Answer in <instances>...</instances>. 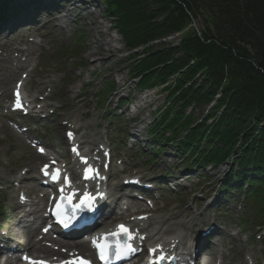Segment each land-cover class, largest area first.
<instances>
[{
	"label": "trees",
	"instance_id": "obj_1",
	"mask_svg": "<svg viewBox=\"0 0 264 264\" xmlns=\"http://www.w3.org/2000/svg\"><path fill=\"white\" fill-rule=\"evenodd\" d=\"M21 1L23 8L36 3L0 0V16L17 10ZM100 1L130 51L189 29L191 21L200 22L201 37L190 28L179 46L153 45L136 55L131 78L141 87L147 78L161 86L178 74L175 86L164 90L165 116L150 129L158 136L174 135L168 142L178 155L189 156L184 160L191 166L217 169L231 162L223 189L245 191L250 209L264 219V0ZM105 87L113 93L115 82ZM209 105L214 106L203 119L192 114ZM169 119L172 123L166 126ZM185 132L186 137L174 142Z\"/></svg>",
	"mask_w": 264,
	"mask_h": 264
},
{
	"label": "rangeland",
	"instance_id": "obj_2",
	"mask_svg": "<svg viewBox=\"0 0 264 264\" xmlns=\"http://www.w3.org/2000/svg\"><path fill=\"white\" fill-rule=\"evenodd\" d=\"M95 1L97 0H89L90 3ZM96 4H98V7L92 6L85 13H80L77 23L74 22L75 17H72L71 22L63 25L64 29L56 27L58 25L56 19L50 18L47 19V22H51L47 26L49 29L41 33H35L37 30L31 32L18 30L12 33L7 32L0 37V92L7 91V94L10 95L14 82L19 78V74L18 76L14 75V63L6 61L8 59L7 53L13 57L12 49L14 47L31 52L30 65L36 68L34 69L30 85L40 84L39 88L43 90V96L49 97L51 100L48 110H58V115L63 118L59 121L58 128L52 129L53 133L51 134L54 139H48L50 146L60 148V150L56 149L55 152L64 151L61 148V144L63 143L64 145L63 132L65 128H62L61 125L71 122L74 118L79 125H86L89 128L90 135H87L86 139L89 141L102 140L110 121L111 105L113 104L115 107L120 97L128 95L126 91L124 93L119 92L120 85L128 84L133 92L139 89L136 86L138 81L135 82V85L131 81L130 74L131 66L133 65L132 60L138 55L136 53L137 50L130 51L126 48L123 38L118 34L114 18L105 17L104 5L100 2ZM73 16H77V14L74 13ZM1 20L3 18L0 17ZM190 28L196 32L198 37H201L203 27L200 22L191 21ZM36 36H40L41 40L36 41L39 45H28L32 38ZM96 37L102 44H107L113 38L115 40L114 45L121 50L117 53L114 52V57H110L105 50L107 45H103V49H101L103 54L100 53V55L94 57L89 56V49H97V44L93 43ZM165 39L151 43L150 47L153 44L158 48H162L163 44L165 45L163 47L171 44L175 45L172 35ZM6 44L8 47L4 48ZM208 47H213V51L217 49L212 45H208ZM205 53L208 54L209 52ZM177 57H182L181 53H177ZM30 65L26 66L25 64V67ZM26 72L27 70H24L23 74ZM177 77L178 74L162 86L158 84V81L153 84V81L147 78L142 84L146 91H136V94L140 93L141 103H144V106L153 104L157 108L163 106L165 104L164 100L168 96V92L163 91V89L169 84L175 86L174 82ZM112 80L116 83L115 93L109 96L106 95L101 99L100 93L104 90L103 82ZM150 83L151 86H149ZM150 88L152 90L148 91ZM33 95L36 94L33 93ZM78 97L83 98L84 101L78 103ZM213 106L203 107L193 113V109H189L188 112L194 114L197 120H201L205 115L204 112H208ZM76 110H79L80 115L87 113L89 116L80 118V115H75ZM146 111L148 113V110ZM148 120L145 121L148 125H140V128L142 130L141 133L146 134L144 138L152 140L153 136H149L147 132V127L150 125ZM113 122L112 126L109 125L112 137L120 143L119 139L122 137L121 133L124 125H121L122 122L117 119ZM55 124L50 123L51 126ZM127 125L130 126V123H127ZM45 130L47 129L42 128L39 132L44 135ZM141 144L146 145L144 143ZM114 148L119 160L124 161L121 154L125 152L120 154L121 150L119 148L121 146L114 144ZM126 148L128 149V147ZM173 152L175 153V150ZM36 157L34 151L8 127V124L5 121H0V210H5L4 207L6 208V212L3 211V214H1L2 210L0 211L1 227L9 224V228L12 229L15 224L18 225V223H14L9 219L11 216L14 217L12 207L14 209L16 207L17 193L13 189L5 190V185H9V182H14L17 174H23V169L32 170L34 165L39 167L41 162H36L34 160ZM163 157L164 155L160 156L157 162H148L149 158L140 155L139 149H133L129 157H126L128 159L125 158L124 166L122 164L123 161L114 164L112 175L120 174L125 169L128 171L129 168L135 165L143 167L147 172H152L149 177L148 174L143 173L147 179L159 177L154 173L157 170L164 172L175 166L179 170L190 168L187 162H183L182 159H164ZM131 159L134 161H131ZM164 161H166L165 164H163ZM197 175L192 176L193 178L190 182L181 179L179 188H182V191L178 189L176 193H168L167 196L161 193L162 200L156 201L155 216L166 214L169 210L176 209L175 213L182 214L187 212V215H183V220L186 223L190 222L193 217H198L199 219L207 218L208 220L213 218L221 224L219 226L224 232V235L216 241L219 253L224 255V264H264V221H259L260 215H258L259 213L256 209L250 210L244 203L246 194L244 192H236L235 194L239 197L232 199L234 204L227 206L226 212H217L214 208L209 207L210 203L215 200V196H219L221 193H219L221 191L220 187L228 175L227 167L221 166L217 170L207 168L203 172L200 171ZM117 180H113V186L119 189L120 186ZM2 189L4 190L2 191ZM117 197L119 196L116 195L115 199ZM256 208H259V206H256ZM178 230L185 232L184 228ZM208 230L209 224L204 226V232ZM245 256H247L246 263L244 262ZM206 260L211 263L217 258L208 257Z\"/></svg>",
	"mask_w": 264,
	"mask_h": 264
},
{
	"label": "bare ground",
	"instance_id": "obj_3",
	"mask_svg": "<svg viewBox=\"0 0 264 264\" xmlns=\"http://www.w3.org/2000/svg\"><path fill=\"white\" fill-rule=\"evenodd\" d=\"M105 7V5H104ZM71 16L72 14H66V15H62L60 17H58L56 19V21H59L63 24H67L68 22H71ZM17 17V16H16ZM60 29H64L65 27H62L61 24L57 25ZM102 26V24H101ZM8 22L7 21H0V37H2L1 35H4L5 33L8 32ZM190 29H186L182 32H179L180 34L183 33H187ZM94 44H97V49H89V56H96V55H100V53L103 54V52H101V49H103V45H107V48L105 49L107 53H109L110 57H114V52L117 53L119 52L121 49L119 47H117L116 45H114L115 40L113 38L110 39V41L107 44H102L100 42V40L96 37L94 38L93 41ZM179 46V45H178ZM92 47V46H91ZM177 47V46H176ZM18 53H22V51H18ZM31 55H28L27 58H30ZM106 57V56H105ZM101 60V59H99ZM96 65V64H94ZM102 65V63H101ZM23 67H20L18 70H20ZM17 74V73H16ZM15 74V75H16ZM30 82L27 80L26 81V86L29 84ZM120 87H122V85H120ZM30 89V88H29ZM41 93V89H37V94ZM38 99V96H35L32 100V102H30V105L34 106L35 101ZM39 99H41L39 97ZM78 103H82L84 101L83 98H79L78 97ZM36 104V103H35ZM36 109V106L34 107ZM40 111H44V106L40 105L37 107ZM154 115L158 118V120L160 121L163 116V110L160 108H157L153 111ZM75 115H80L79 110H76ZM84 116V117H88L89 115L86 113L84 115H80V118ZM172 121L169 119L167 121V125L171 124ZM72 126H76L78 125L79 127H77V133L79 131H81L82 129L87 130V126L86 125H79L78 122L76 121H71ZM82 138V137H81ZM74 139V141L72 142L74 144L76 143H80L81 145H93L96 146L95 142H90L88 139ZM93 164L97 165V162L94 160L93 157ZM231 162H228L225 164V166L228 169V175H230V171L232 170V166H231ZM37 167L34 165L33 169L34 172H36ZM35 179V178H33ZM220 189L223 190L222 187H220ZM34 191V189H28L26 190L27 194H31ZM32 206V211L35 213V215L37 216L36 219H40L41 218V212L42 209L40 208H36L39 204H36L35 202H33ZM27 208V207H26ZM98 208H103V207H98ZM18 211L15 212V217L19 218L22 217L23 220H30V217L28 216L27 210L24 208L22 210H20L19 208H17ZM99 209H97V207L92 208V211H97L98 212ZM131 211H133V208H131ZM152 211V210H150ZM176 209L173 210H169L166 214H161L159 216H154L153 214H144L146 216H144L143 218H136L132 221H129V223L131 224L132 228L134 229V231L137 232H142L141 235H138L136 237V240L138 243H145V242H149L152 243L154 241H156L155 243V248H157L159 246L160 247H164L165 252H166V256L169 257V255H176V257L178 258V260L180 262H185L186 256L187 257H192L194 256V254L196 255V253H200L201 250L204 248V244L201 240V238L198 241H195L192 245V242L190 243H185V240L188 237V234L190 235V231L192 229V226H196L201 230H204V226L209 224V221L207 218H202V219H198L197 217H193L191 218L190 222L186 223L183 220V215H187V212L184 213H175ZM104 219L103 222H105V224L110 223L109 220H116L117 222L112 224V226H116L117 224L121 223L123 218L119 217V215H108L107 213L104 212ZM109 221V222H108ZM102 222V221H101ZM177 227H182L185 230V234H182V232H178L176 230ZM148 229H153L151 234H145L146 231ZM202 232V231H201ZM13 233L15 235V237L17 238H21L23 241H26L27 246H29V249L31 252H35L38 255L41 256H52L55 257L57 254L56 252H54L51 249L48 248H44L42 246H39L38 242L36 243L34 238H35V232H30V231H26L24 229H19L17 230V227L14 228ZM148 233V231H147ZM169 235V236H167ZM201 235V233H200ZM166 237V238H165ZM162 243V245H160V243ZM81 248L82 249H88V244L87 243H82L81 244ZM34 250V251H32ZM198 255V254H197ZM58 256V255H57ZM61 258V257H59ZM7 264H19V263H7ZM204 264H209L204 262Z\"/></svg>",
	"mask_w": 264,
	"mask_h": 264
},
{
	"label": "snow or ice",
	"instance_id": "obj_4",
	"mask_svg": "<svg viewBox=\"0 0 264 264\" xmlns=\"http://www.w3.org/2000/svg\"><path fill=\"white\" fill-rule=\"evenodd\" d=\"M16 96H17V101H16V102H17V106L20 107V106H22V105H21V99H20V93H19V91H17ZM68 136H69V138H71V137L73 136V134H72V133H68ZM40 151L43 152L44 149H40ZM85 162H86V161H85ZM53 163H55V161H54ZM46 168H47V166H46ZM92 171H93V173L95 174V170H92ZM57 172H59V170H57ZM46 174H48V173L46 172ZM54 178H56V177H54ZM88 199L91 200L92 198L89 197ZM82 203H83V202H82ZM84 207H87L89 211L92 210V205H91L90 203H89V204H85ZM81 210H82V209H81ZM119 228H120V230H121V233H123V234H127V235L129 236L130 239H134V237H133V235H132V230H130L127 226H125V225H120ZM113 235H115V233H114ZM97 247H101V246H100V245H97ZM108 247H111V246L109 245ZM127 250H128V251H135V249L130 248V247H128ZM152 251L155 253V252H156V249H153ZM120 254H121V253H120V251L118 250L117 253H116V255H117L118 258H119V256H120ZM163 258H164V257H161V259H163ZM101 259H104L103 254L101 255ZM80 264H86V262H84V261H80ZM106 264H107V261H106Z\"/></svg>",
	"mask_w": 264,
	"mask_h": 264
}]
</instances>
